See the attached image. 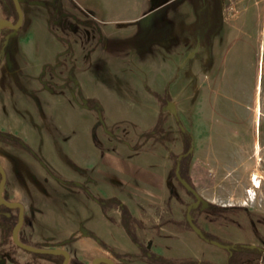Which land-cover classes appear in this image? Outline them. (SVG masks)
<instances>
[{"label": "rangeland", "instance_id": "1", "mask_svg": "<svg viewBox=\"0 0 264 264\" xmlns=\"http://www.w3.org/2000/svg\"><path fill=\"white\" fill-rule=\"evenodd\" d=\"M42 1L47 3L52 0ZM212 1L220 5L223 24L226 27L237 24L242 14L251 6L262 14L263 19L260 24L254 17L248 18L252 25L250 31L256 41L255 46L247 48L245 63L239 62L238 66L236 64L239 69L236 78L233 79V74L225 78L221 72L219 86L214 88L215 92L210 90L209 77L204 80L200 78L201 82L204 81V103L209 107L213 101L215 107L214 119L217 126L214 129V137L200 136V102L198 84L194 76L196 74L191 67L193 76L187 74L189 66L180 67L182 60L179 30L183 33L184 27H187L189 44L195 46L197 40L194 41V37L197 36L198 29L202 31L201 35L205 39L213 29L209 27L210 23L205 17L207 0H62L61 7L56 6L58 13L47 11L41 5H23L20 8L27 18L25 17L24 21L22 19L20 27L30 25L33 18H44L48 21L51 33L37 40L36 53L33 56L35 62L46 61L42 66L44 73L39 74L37 78L38 70L35 71L33 66L26 65L24 72L28 76L29 84H25L21 88L23 90H17L8 105L13 110L25 113L24 116L21 113L25 120L23 131L26 133V138H22V141L29 145L36 156L60 179H71L68 172L74 175L75 172L84 171L79 164L73 163L68 155H71L75 148L70 142L75 135L87 132L88 128L84 129L83 124L88 123L91 118V122H96L91 126L94 154L104 150V141L113 140L114 144L124 142L128 144L129 149L132 147L133 151L140 153L141 160H149L150 169L159 167L160 162L167 160V156L169 162L172 159L173 163L174 156L181 153L182 147L188 143L192 144L189 166L194 158L198 164L199 181L194 183L188 175L187 178L201 198L204 197L207 202H213L216 206V209L205 207L201 211H191L190 217L194 219L195 226L206 237L220 243H251L250 241L257 237L264 238V12L255 0L239 3L238 13L235 15H231L227 10L228 0ZM62 12L73 14L75 19L59 14ZM106 29L110 32L102 33ZM16 42L15 38L11 39L5 52L11 55L14 46V51L22 57L21 49L15 48ZM65 43H71L73 49L70 50ZM57 56L59 59L56 60ZM3 57L4 54L0 53L2 80L15 78L17 81V68H24V65L4 64ZM231 66L233 64L229 65ZM55 75L61 76L62 79L72 76L73 79L68 80L70 86L73 85L72 81L78 83V86L70 91L69 101L66 98L64 102L55 96L37 95L30 89V85L31 88L42 85L56 90L57 87L51 85L48 80H54L59 89L67 88L68 86H64V82L57 80ZM165 93L169 94L170 101L161 107L165 117L162 125L160 120L156 127L153 124L151 128L138 122H128L134 116L135 120L149 119L153 123L155 116L147 113L150 109L146 110L144 106H148L155 98L162 103ZM79 100H87L86 107L79 105L80 109L72 110L70 105ZM144 100H148L147 105ZM168 104L172 105L175 113L171 112ZM97 105L106 111H114L117 105L122 109L120 113H113L121 120L120 132H117L119 135L108 137L116 127L112 128L113 131L104 127L105 133L97 132L96 128L103 125L102 121H99L98 113H101L102 120L105 119ZM206 115L210 117V113ZM175 116L182 127L177 124ZM58 120L61 127L56 125ZM156 121L157 119L155 123ZM146 128L148 130H144ZM183 129H186L187 133L181 134ZM150 131L152 134L147 135ZM154 131H158L155 132L158 134L153 135ZM86 138L89 139L88 133ZM97 139L103 142L100 144L98 140L94 143ZM4 143L21 155L25 174L49 177L32 154L11 141L6 140ZM254 174L260 180L258 187L252 186L249 181ZM167 183L170 196H180L183 205L181 213L184 212L192 197L171 173H168ZM54 184L60 188L68 186L55 180ZM246 190H252L250 196L246 194ZM49 195L53 198L54 209L59 212L55 217L40 219L35 236H42L45 241L48 238L58 241L74 236H87V224L79 226L80 223L75 224L69 219L68 201L65 196H61L58 202V194L50 192L47 196ZM232 205L236 207H230ZM163 218L164 216L160 217L159 221ZM182 221L186 225L184 215ZM95 224L98 225L97 222ZM131 224L130 231L134 234L136 226ZM120 227L118 230L110 226L109 231L105 232L106 243L115 248L118 243L122 249L133 250L135 247L123 236ZM186 229L187 236L197 242L196 249L204 255L209 251L226 255L225 249L199 238L189 224L184 228L185 231ZM137 241L141 242L140 239ZM2 242L3 237L0 236V245ZM3 250L11 259L8 263L21 264L20 258L23 257L19 252L22 251L4 243L0 246V261L4 258ZM15 251L19 252L13 256L11 252ZM23 253L44 264H51L49 261L54 258L44 254ZM139 254L145 259L143 252L139 251Z\"/></svg>", "mask_w": 264, "mask_h": 264}, {"label": "crops", "instance_id": "2", "mask_svg": "<svg viewBox=\"0 0 264 264\" xmlns=\"http://www.w3.org/2000/svg\"><path fill=\"white\" fill-rule=\"evenodd\" d=\"M204 1L205 0H203V2ZM187 6V2H185V7L187 8ZM205 9L206 20L210 23L209 27H213L207 39L202 37V31L198 29L197 36L194 37V41L197 40V45L193 46L189 44L188 28L184 27L183 33L181 29L179 30L181 41L180 54L182 60L180 67L189 66L187 74L190 73V75H192L190 70L191 67L196 74L194 75L196 81L200 78L204 80V76H206V78L209 77L211 79L209 84L210 90H214L215 92L214 88L219 86L218 82L220 81L221 72L225 78H228L231 74H233V79L236 78L235 75H238L239 71V69L236 68V64L238 66L239 62L245 63V58L248 53L247 48L255 46L256 40L250 31L252 25L248 21V18L254 17L260 24L263 23V19L262 14L255 7L251 6L248 11L247 8L245 9L247 12L242 14V18L239 19L237 24H230L226 27L225 24H223L220 5L215 4L212 0H207ZM25 17L27 18V16L23 14V21ZM214 25L216 26L214 27ZM107 32L110 31L107 29L102 31V33ZM50 33L51 31L48 27L47 19L44 20L43 18V20H36V18H33L30 25L20 27L15 37L17 40L15 48L21 49L23 56H19V54L14 51L13 46L11 55L7 53L8 56L3 57L4 64L12 65L15 63L20 66L24 65V68H17L19 72V74H17L18 76L16 75L17 81L15 78L2 80V75L0 74V132H6L21 140L22 138H26V133L23 131L25 125L23 116L25 113L15 109L13 110L8 104L9 102L11 103V99L16 95L17 90H23L21 88H23L25 84H29L27 79L28 76L24 72L26 65L33 66L35 71L36 69L38 70V74H36L37 78L42 74V66L46 64V61L35 62L33 61V56L36 53L35 48L37 40L47 37V34ZM182 42L184 43L183 45ZM65 44L70 50L73 49L71 43ZM63 49H61V51ZM1 59L2 58H0V60ZM57 59H59V56H57L56 60ZM230 64H233V66L229 67ZM70 79H73V77L70 76ZM72 84L71 86L68 84V87H65L66 89L57 88L56 90H48L42 87V85L32 88L30 85V89L37 95H45L46 97L55 96L60 101H64L66 98L67 101H69L70 91L78 86V83H73V81ZM152 101L153 102L148 103V100H144L146 105L148 103V106H144V109H150L147 113L150 112L155 116L153 123L150 122L149 119H145L144 121L135 120V118H133L134 116L131 117L128 122L131 124L138 122L141 123V125L144 124L148 126V128H151L153 124H155V119H157L156 116L163 111L161 110V104L157 98ZM79 105L83 108L86 107V105L83 104V100L74 101L70 107L72 110H76L77 108L80 109ZM24 107L25 106H22V108ZM100 107V105H97V109L104 114L105 119L102 120L103 128H96L97 132L105 133L104 127L110 130L116 127V130L111 132L108 137L111 138L119 135L117 132H120L119 123H121V120H119V116L113 115V113H120L122 109L119 108V105L116 106L114 111H106L100 109ZM92 119L93 118L88 120V123L84 122L83 124V128H88H86L87 132L83 134L79 133L78 136L75 135L74 138L76 139L73 138L70 142L75 148L73 152H71L72 154L68 156L73 163L79 164L84 171L80 170L79 172H75L74 175L68 172L71 176L69 180L83 184L98 198L107 200L116 199L121 205L126 206L133 218L137 221L136 227L134 226L136 230L135 235L138 236L142 243L150 244V253L169 260L171 263L174 262L175 264H187V262H194V264H225L226 255H217L212 251L204 255L203 252L201 253L200 250L196 249V246H198L197 242L191 236H187L188 230H184L186 225L182 223L185 210L181 213L183 205L180 196H170L171 193L167 185V176L173 164L172 159H170L169 162L167 156V160L164 163L160 162L159 167L150 169L149 160L142 159V162L140 153L133 151V148L130 147L132 149L131 151V149L127 147L128 144H126V146L120 142L119 144H114L113 140L112 142L109 140L108 142H103L101 139L94 140V143L98 140L100 144L103 142L104 150H99V154H94L92 151L93 142L91 137V126L96 122H91ZM16 124H18V126ZM56 125L61 127L59 120ZM144 130L148 129L146 128ZM86 133H88L89 136L88 140L86 138ZM78 148H80V150H77ZM21 159L22 157L19 153L14 152L11 146H6L3 140L0 139V165L6 174L4 195L7 201L19 202L24 209L25 224L17 231V233L19 232V234L22 235L17 236L18 240L21 239L28 245L41 248H53L56 242L61 241H51L49 238L45 241L44 237L35 236V230L38 228L37 224L40 222V219H45L47 216L50 218L51 216L55 217L59 212L53 207L52 196H47L48 193L51 192L59 195L58 202L61 200V196L64 195L68 201L69 219L75 224L80 223L78 224L79 226L87 224L86 227L89 229H85L87 236H74L75 241L62 247L68 252L69 258L76 259V262L79 264H91L92 260L97 257L110 258L115 264H158V261L149 262L142 259V255L139 254V248L129 240L127 233L119 223L121 221V213L118 207H101L90 199L83 192L81 187L76 185L60 188L54 184V180L50 177L41 176L40 174V176L38 174H25ZM192 160L194 162L191 161L187 175L191 181L198 183V164H196L194 158ZM33 177L34 179H32ZM92 177L96 178L92 179ZM48 204L49 206H47ZM162 216H164L163 220L159 221V218ZM95 222H97L98 225L95 224ZM110 226L118 230L119 226H121L120 229L124 233L123 236L126 237L135 248H133V250L131 248L128 250L122 249L119 247L118 243L117 248L109 246L105 240V232L109 231ZM35 227L36 229H34ZM141 227L142 229H139ZM98 234L100 236H98ZM250 242L254 243L255 240ZM101 243L106 247L102 246ZM240 243L249 242L240 241ZM3 251L4 258L1 259L0 264H10L8 261L11 259H9L8 253L5 250ZM19 251L11 253L15 256ZM112 252L126 254L130 258L129 260H124L126 259L124 257L115 258ZM19 253L21 257H23L20 258L19 263L21 264H44L43 262L39 263V260H35L31 256H27L23 251ZM51 261H49V263ZM54 261L56 263L59 260L55 259ZM137 261H139V263H137Z\"/></svg>", "mask_w": 264, "mask_h": 264}, {"label": "flooded vegetation", "instance_id": "3", "mask_svg": "<svg viewBox=\"0 0 264 264\" xmlns=\"http://www.w3.org/2000/svg\"><path fill=\"white\" fill-rule=\"evenodd\" d=\"M34 1H38L39 3H33ZM62 2V0H52L50 2H47L45 3L44 1L42 0H28V1H23L20 3V7L22 8L23 5H27L29 7H33L34 5H41L42 8H44L45 10L47 11H52V13H58L59 9L56 8V6L60 5V3ZM61 7V5H60ZM20 8V9H21ZM22 11V10H21ZM23 13V12H22ZM24 14V13H23ZM61 15H64V16H70V17H75L73 14H69V13H65V12H62V13H59ZM0 19H5V20H9L11 21L13 24L16 23L17 21V13H16V10H15V6L13 4V1L12 0H0ZM75 19V18H74ZM7 25H2L1 28H0V51H3L5 50L2 49V43H3V39H4V36L6 34H8L9 32H11L10 29L6 28ZM4 54V57H7V53H3ZM205 68V67H204ZM42 73H44V68H43V71ZM55 74V73H54ZM56 76V79H60L64 82V86L68 85V80H70V76L69 77H66V78H63L59 75H55ZM206 78V76H204ZM50 82L51 85H55V87L58 88L57 84H55V81L54 80H48ZM43 83L45 82L44 80L42 81ZM204 82V81H203ZM203 82H201V79H199L197 81V91H198V97H199V119H200V136H210V138L214 137V129L217 125H215V119H214V114H215V107H214V104H213V101L212 103L210 104V106L208 107L207 103L205 102L204 103V92H203V87H204V84ZM45 88H47L48 90H53V89H50L48 86H45ZM59 89V88H58ZM62 89V88H61ZM64 89V87H63ZM214 91V90H213ZM212 91V92H213ZM88 101H85V105H87ZM208 109V110H207ZM206 113H210V117H207ZM98 115H100L98 113ZM101 116V115H100ZM102 119V118H101ZM102 121V120H101ZM103 123V121H102ZM103 128V127H102ZM105 130V129H104ZM186 130V129H184ZM108 131V130H107ZM187 131V130H186ZM2 133H5V134H8L6 132H0V134ZM11 135V134H10ZM13 136V135H12ZM16 137V136H15ZM18 138V137H17ZM204 138V137H203ZM1 139V137H0ZM20 139V138H19ZM214 139V138H213ZM2 140V139H1ZM21 140V139H20ZM4 142V141H3ZM122 144H127V143H124V142H120ZM29 146V145H28ZM30 147V146H29ZM21 148V147H20ZM23 149V148H22ZM25 150V149H24ZM37 160V159H36ZM37 162L41 165V167L45 170V172L47 173V175L55 180V181H58L57 180V175H55L53 172H51V174L49 173V171L46 169L45 166H47L43 161L42 163L40 161L37 160ZM5 172V171H4ZM54 174V175H53ZM176 175V174H175ZM180 176V175H179ZM59 178V177H58ZM181 178V177H180ZM182 179V178H181ZM61 180H64L67 182V184H62V185H68V186H78V187H81L83 189V192L88 196L87 192L91 193L92 195H94L87 187H85L83 184L81 183H78V182H74V181H70V180H65V179H62ZM176 180L178 181V183L182 186V184L180 183V181L176 178ZM184 180V179H182ZM5 181H6V174H5ZM191 186V185H190ZM5 187L6 185L4 184V189L1 193V196L2 198L6 200V196L4 195V192H5ZM183 187V186H182ZM193 188V186H191ZM184 188V187H183ZM185 189V188H184ZM186 192H188L186 189H185ZM197 192V191H196ZM198 193V192H197ZM188 194L192 197V201L188 203V205H186V209H185V212H184V217H185V222L186 225L188 226V222L186 220V216H187V212H188V208H190L189 210V215L191 213V211H194V210H203L201 208V203H199L196 207H193V203L195 202V198L194 196L188 192ZM199 194V193H198ZM95 196V195H94ZM89 197V196H88ZM96 197V196H95ZM90 198V197H89ZM98 198V197H96ZM91 199V198H90ZM101 199V198H99ZM203 199L205 200V198L203 197ZM103 200H107V199H103ZM94 201V200H93ZM207 201V199H206ZM7 202H10V201H7ZM95 202V201H94ZM16 203H19V202H16ZM96 203V202H95ZM20 204V203H19ZM98 204V203H97ZM100 205V204H98ZM101 206V205H100ZM23 207V206H22ZM102 207V206H101ZM107 207V206H106ZM118 209H119V206H117ZM214 208L216 209V206L208 201V206L207 208ZM226 207V206H225ZM232 208H235L236 206L235 205H232L230 206ZM230 208V209H232ZM120 210V209H119ZM14 213H12V212ZM121 213V211H120ZM131 214V213H130ZM132 215V214H131ZM133 217V216H132ZM3 218H6V219H16V222L15 224L17 223V220H18V208L17 207H11V208H7L3 205L0 204V220H2ZM121 219H122V214H121ZM135 219V218H134ZM192 222H194V219L191 218ZM120 223V222H119ZM137 221L134 223V225H136ZM14 224V225H15ZM25 224V217H24V209H23V222H22V225L23 226ZM133 225V227H134ZM20 226V227H21ZM14 227V226H13ZM12 227V229H13ZM12 229H11V232H10V235H12ZM20 229V228H19ZM201 233L204 235V233L201 231ZM135 235V233H134ZM0 236H2V234L0 233ZM16 236H22L21 234H19V232L16 234ZM130 239L129 236H127ZM134 237V240H131V242L137 246L140 250V252H143L144 254V257H145V260L146 258L150 255V254H153V253H150L149 251V243H142V242H138L137 240L139 239L136 235L133 236ZM199 237V236H198ZM73 238V237H72ZM138 238V239H137ZM201 238V237H199ZM70 239V238H68ZM68 239H65V240H68ZM201 239H205L207 240L209 243H212V241H217V240H214L213 238H208L206 236H203ZM65 240H61L59 242H62V241H65ZM19 241L25 245H28L26 243H24L23 241H21V239H19ZM75 241V239H73L72 241L68 242V243H71ZM59 242H56L55 244L59 243ZM219 242V241H217ZM66 243V244H68ZM220 243V242H219ZM55 244L53 245V248H62L63 246H65L66 244L62 245V246H55ZM221 244L223 245H227V248L225 249L227 251L226 253V258H225V264H264V238L261 236V237H257L255 239V242L254 243H236V242H222ZM102 246H105L103 243H101ZM254 246L253 248H250L249 246ZM10 246L12 247H15L17 248L18 250H22L20 248H18L16 245H14V243L12 242L11 240V243H10ZM28 246H31V245H28ZM31 247H34V248H41V247H36V246H31ZM106 247V246H105ZM53 248H41V249H53ZM63 249V248H62ZM248 249H250L251 251H247ZM65 250V249H64ZM23 252H27L25 250H22ZM66 251V250H65ZM67 252V251H66ZM32 253V252H31ZM68 253V252H67ZM114 254V252H112ZM118 254V253H117ZM44 255H48V254H44ZM120 255H126V254H120ZM155 255V254H154ZM50 256H54L53 261H51L50 263L51 264H62L63 262V256L62 255H50ZM128 256V255H126ZM129 257V256H128ZM55 259L59 260L58 262L55 263ZM70 260L73 262H70ZM77 260L76 259H71L69 258L68 260V263L70 262V264H77L78 262H76ZM156 261H159L156 259ZM79 264V263H78ZM99 264H103V263H99Z\"/></svg>", "mask_w": 264, "mask_h": 264}, {"label": "trees", "instance_id": "4", "mask_svg": "<svg viewBox=\"0 0 264 264\" xmlns=\"http://www.w3.org/2000/svg\"><path fill=\"white\" fill-rule=\"evenodd\" d=\"M0 53L1 54L5 53V50H4V52L0 51ZM168 96H169V94L165 93V95L163 96V101H162V103H160L161 107L165 106L167 104V102L170 101V98ZM99 114L101 115L100 112H99ZM175 119L177 121V124L182 127V124L179 122V120L176 118V116H175ZM159 120H160V124L163 122V120L165 121V117L163 115V112H160L158 114L157 121H156L154 127H156V125H158L157 123H158ZM157 130L159 131L160 129H157ZM158 131H154L153 135L154 134H158V133H155V132H158ZM184 133H187V131L183 129V132L181 131V134H184ZM150 134H152V131L147 133V135H150ZM0 137H1V139L3 141H6V140L11 141L14 144H16L17 146L25 149L27 152L32 154L38 161H40L42 163L41 159L38 156H36V154L31 150V148L26 143H24L22 140H20L19 138L15 137V136H12L10 134H5V133L0 134ZM190 140H191V137H190ZM191 147H192V144L188 143V145H184L182 147L181 153H179L178 155H175V156L172 155V156L175 157V159L173 160L172 168H171V170L169 172L176 179L175 169L178 168V173H179L180 177L182 179H184L189 185H191V183L189 182V180L187 178V172H188V168H189L190 159H191V156H192V153L189 152ZM45 167L49 171V173L51 174L49 168L47 166H45ZM57 180H59V182L62 183V184H67L66 181L61 180L58 177H57ZM87 194L92 200H94L96 203L100 204L103 208L106 207V206L107 207H117V206H119V209H120L121 214H122V219L120 221V225L125 229V231L127 233V236H129L131 240L135 241L134 237H133L135 235L130 231V225H132L131 223H135L136 220L132 217V215L130 214V212L128 211L126 206L121 205L120 202L118 200H116V199L103 200V199L96 198L94 195H92L89 192H87ZM15 222H16L15 218L14 219L3 218L2 220H0V231H1L0 233L2 234V237H3V242L1 243V245H3L4 243H9V244L11 243V236H9V235H10L11 229L14 226ZM204 236H206V235L204 234ZM74 238L75 237L70 238V239L65 240V241H62V242H59V243L55 244V246H62L64 244L72 241ZM48 256H50V255H48ZM113 257H115V258L116 257L117 258L124 257V258L128 259V256L120 255V254H117L115 252L113 254ZM156 259L159 260L158 264H175L174 262L171 263V261L166 260V259H164V258H162L160 256H157V255H154V254H150L146 258V260L149 261V262H155ZM70 262H72V261L70 260ZM70 262H69V264H70ZM187 264H194V262H187Z\"/></svg>", "mask_w": 264, "mask_h": 264}, {"label": "water", "instance_id": "5", "mask_svg": "<svg viewBox=\"0 0 264 264\" xmlns=\"http://www.w3.org/2000/svg\"><path fill=\"white\" fill-rule=\"evenodd\" d=\"M12 1H13L14 6H15L16 13H17V21H16V23L13 24L9 20L0 19V28L2 25H7L9 27V29L11 30V32H9L8 34H6L4 36L3 43H2V49H4L8 45V43L11 39H13L17 36L18 31H19L20 26H21V23H22V19H23V13L20 9V3L23 1H28V0H12ZM33 3L36 4L39 2L34 1ZM83 104H85V100H83ZM168 106H169L171 112L175 113L172 105L168 104ZM98 118H99V121L102 120L100 115H98ZM191 150H192V148H190L189 152H191ZM175 174H176V178L180 181L182 186L194 196L195 202L193 203V207H196L199 203H201L202 209L207 207L208 202L206 200H204L203 198H201L199 196V194L195 191V189L192 188L185 180H182L180 178L179 173H178V168L175 169ZM4 184H5V172L2 168V166L0 165V204L7 207V208H11V207H17L18 208V220L12 229V235H11V240L14 243V245H16L18 248H20L22 250H25L27 252L36 253V254L62 255L64 258L62 264H67L68 260H69V254L62 248H53V249L34 248L31 246L25 245L18 240L16 234H17V231L19 230V228L23 222V207L19 203L7 202L2 198L1 193L4 189ZM189 210H190V208H188L186 220L189 223L190 228L195 232V234H197L199 237L202 238L204 235L201 233V231L192 222L191 217L189 215ZM212 244L215 246H218L220 248H223V249L227 248V245H223L217 241H212ZM249 247L253 248L254 246L252 245ZM99 263L115 264L113 260H111L110 258H105V257L94 258L91 262V264H99Z\"/></svg>", "mask_w": 264, "mask_h": 264}, {"label": "built area", "instance_id": "6", "mask_svg": "<svg viewBox=\"0 0 264 264\" xmlns=\"http://www.w3.org/2000/svg\"><path fill=\"white\" fill-rule=\"evenodd\" d=\"M245 0H228L229 4H228V12L231 15H235L238 11L237 9V5L241 2H244ZM255 3H259L262 8H263V12H264V0H255Z\"/></svg>", "mask_w": 264, "mask_h": 264}, {"label": "bare ground", "instance_id": "7", "mask_svg": "<svg viewBox=\"0 0 264 264\" xmlns=\"http://www.w3.org/2000/svg\"><path fill=\"white\" fill-rule=\"evenodd\" d=\"M249 181H250L252 186H255V187L259 186L260 180H259V177L256 174L252 175ZM245 192H246V194L248 196H250L251 193H252V190H246Z\"/></svg>", "mask_w": 264, "mask_h": 264}]
</instances>
